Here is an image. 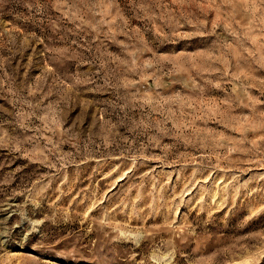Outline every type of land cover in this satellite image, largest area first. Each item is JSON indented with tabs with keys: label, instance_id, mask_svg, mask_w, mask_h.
<instances>
[{
	"label": "rangeland",
	"instance_id": "1",
	"mask_svg": "<svg viewBox=\"0 0 264 264\" xmlns=\"http://www.w3.org/2000/svg\"><path fill=\"white\" fill-rule=\"evenodd\" d=\"M0 264H264V0H0Z\"/></svg>",
	"mask_w": 264,
	"mask_h": 264
}]
</instances>
